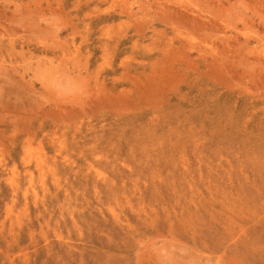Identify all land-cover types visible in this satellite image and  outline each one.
<instances>
[{"label": "rangeland", "instance_id": "rangeland-1", "mask_svg": "<svg viewBox=\"0 0 264 264\" xmlns=\"http://www.w3.org/2000/svg\"><path fill=\"white\" fill-rule=\"evenodd\" d=\"M0 264H264V0H0Z\"/></svg>", "mask_w": 264, "mask_h": 264}, {"label": "bare ground", "instance_id": "bare-ground-1", "mask_svg": "<svg viewBox=\"0 0 264 264\" xmlns=\"http://www.w3.org/2000/svg\"><path fill=\"white\" fill-rule=\"evenodd\" d=\"M144 147H145V146H144ZM144 149H145V148H144ZM144 149H143V150H144ZM146 149H147V148H146ZM146 149H145V150H146ZM196 149H197V148H196ZM196 149H195V151H196ZM197 150H200V149H197ZM201 151H202V150H201ZM202 152H203V151H202ZM141 154H142V153H141ZM181 154H182V153H181ZM203 155H204V154H203ZM196 156H197V155H196ZM144 157H145V156H144ZM148 157H149V156H148ZM201 157H202V155H201ZM202 158H203V157H202ZM221 158H222V157H221ZM148 159H149V158H148ZM148 159H147V160H148ZM222 160H223V159H222ZM222 160H221V161H222ZM114 161H115V160H114ZM148 161H149V160H148ZM44 162H45V161H44ZM121 163H122V162H121ZM219 163H221V162H219ZM138 164H139V163H138ZM146 164H147V163H146ZM187 164H188V163H187ZM201 165H202V163H201ZM208 165H209V164H208ZM70 166L72 167V165H70ZM70 166H69V167H70ZM77 167H78V166H77ZM177 167H178V166H177ZM201 167H202V166H201ZM201 167H200V168H201ZM209 167H211V166H209ZM218 167H219V166H218ZM218 167H217V168H218ZM47 168H48V167H47ZM173 168L176 169L175 166H174ZM219 168H220V167H219ZM221 168H222V167H221ZM76 169H77V168H76ZM175 169H173V170H175ZM190 169H191V168H190ZM74 170H75V169H74ZM96 170H97V169H95V171H96ZM122 170H123V169H122ZM149 170H150V169H149ZM152 170H153V169H151V171H152ZM197 170H198V169H197ZM201 170H202V169H201ZM68 171H69V170H68ZM198 171H199V170H198ZM217 171H218V170H217ZM43 172H44V171H43ZM46 172H47V171H46ZM90 172H91V171H90ZM98 172L100 173L101 171H98ZM187 172H188V171H187ZM199 172H200V171H199ZM51 173H52V172H51ZM51 173H50V175H51ZM68 173H69V172H68ZM83 173H84V172H83ZM88 173H89V172H88ZM201 173H202V172H201ZM218 173H219V172H218ZM26 174H27V173H26ZM52 174H53V173H52ZM188 174H189V173H188ZM45 175H46V174H45ZM72 175H73V174H72ZM96 175H97V174H96ZM102 175H103V174H101V177H102ZM201 175H202V174H201ZM25 176H26V175H25ZM52 176H54V175H52ZM184 176H185V175H184ZM30 177H31V176H30ZM67 177H68V176H67ZM85 177H86V176H85ZM212 177H213V176H212ZM31 178H32V177H31ZM45 179H46V178H45ZM52 179H53V178H52ZM55 179H56V178H55ZM103 179H106V178H103ZM124 179H125V178H124ZM43 180H44V179H43ZM53 180H54V179H53ZM53 180H51V181H53ZM211 180H212V179H211ZM15 181H16V179H15ZM34 181H35V180H34ZM61 181H62V180H61ZM125 181H126V180H125ZM209 181H210V180H209ZM12 182H14V181H12ZM42 182H43V181H42ZM42 182H41V183H42ZM110 182L112 183V181H110ZM123 182H124V181H123ZM134 182H135V181H134ZM33 183H34V182H33ZM33 183H32V184H33ZM55 183L57 184V182H55ZM94 183H95V182H94ZM13 184H14V183H13ZM37 184H38V180H37ZM42 184H43V183H42ZM65 184H66V183H65ZM22 185H23V184H22ZM38 185H39V184H38ZM60 185H61V184H60ZM95 185H96V184H95ZM209 185H210V184H209ZM14 186H15V185H14ZM27 186H28V185H27ZM50 186H51V185H50ZM61 186H62V185H61ZM106 186H108V185H106ZM12 187H13V185H12ZM52 187H53V186H52ZM136 187H137V184H136ZM172 187H173V186H172ZM174 187H175V186H174ZM16 188H17V187H16ZM33 188H34V187H33ZM37 188H38V187H37ZM95 188H97V186H96ZM115 188H116V187H115ZM134 188H135V187H134ZM185 188H186V187L184 186L183 189H185ZM23 189H24V186H23ZM40 189H41V188H40ZM40 189H39V190H40ZM183 189H182V190H183ZM27 190H28V189H27ZM47 190H48V189H47ZM94 190H95V189H94ZM23 191H24V190H23ZM30 191H31V190H30ZM51 191H52V190H51ZM98 191H99V190H98ZM180 191H181V190H180ZM15 192H16V191H15ZM33 192H34V191H33ZM42 192H43V191H42ZM47 192H48V191H47ZM64 192H65V191H64ZM99 192H100V191H99ZM175 192H176V190H175ZM177 192H178V191H177ZM177 192H176V193H177ZM187 192H188V191H187ZM26 193H27V192H26ZM178 193H179V192H178ZM181 193H183V192H181ZM12 194H14V191H13ZM12 194H11V195H12ZM32 194H34V193H32ZM41 194H42V193H41ZM53 194H55V193L53 192ZM67 194H68V193H67ZM101 194H102V193H101ZM111 194H112V193H111ZM172 194H173V193H172ZM172 194H171V195H172ZM47 195H48V194H47ZM108 195H109V194H108ZM184 195H185V194H184ZM189 195H190V194H189ZM48 196L50 197V195H48ZM54 196H55V195H54ZM54 196H53V197H54ZM102 196H103V195H102ZM111 196H112V195H111ZM115 196H116V195H115ZM190 196H192V195H190ZM193 196H194V195H193ZM10 197H11V196H10ZM21 197H22V196H21ZM34 197H35V196H34ZM53 197H52V198H53ZM56 197H57V196H56ZM66 197H67V196H66ZM116 197H117V196H116ZM116 197H115V198H116ZM180 197H181V196H180ZM182 197H183V196H182ZM187 197H189V196H187ZM194 197H195V196H194ZM223 197H224V196H223ZM46 198H47V197H46ZM73 198H74V197H73ZM172 198H173V197H172ZM191 198H192V197H191ZM34 199H35V198H34ZM38 199H39V198H38ZM68 199H69V198H68ZM70 199H71V198H70ZM175 199H177V198L175 197L174 200H175ZM183 199H184V198H183ZM188 199H189V198H188ZM32 200H33V199H32ZM74 200H75V199H74ZM179 200H180V198L178 197V200H177V201H179ZM37 201H38V200H37ZM65 201H66V200H65ZM115 201H117V200H115ZM21 202H22V201H21ZM23 202H24V201H23ZM33 202H34V201H33ZM40 202H41V201H40ZM58 202H59V201H58ZM26 203H27V202H26ZM77 203H78V202H77ZM34 204H35V203H34ZM60 204H61V203H60ZM70 204H71V203H70ZM72 204H73V203H72ZM74 204H75V203H74ZM184 204H185V203H184ZM42 205H43V204H42ZM63 205H64V204H63ZM65 205H67V204H65ZM181 205H183V204H181ZM208 205H209V204H208ZM80 206H81V205H80ZM192 206H195V205H192ZM199 206H200V205H199ZM5 207H6V206H5ZM61 207H62V206H61ZM71 207L73 208V206H71ZM78 207H79V206H78ZM185 207H186V206H185ZM57 208H58V207H57ZM64 208H65V207H63V209H64ZM72 208H71V209H72ZM181 208H182V207H181ZM200 208H201V207H200ZM60 209H61V208H60ZM60 209H59V210H60ZM66 209H67V208H66ZM110 209H111V208H110ZM112 209H113V208H112ZM185 209H186V208H185ZM190 209H191V208H190ZM196 209H197V208H196ZM73 210H74V209H73ZM186 210H187V209H186ZM188 210H189V209H188ZM213 210H214V209H213ZM60 211H61V210H60ZM63 211H64V210H63ZM65 211L67 212V210H65ZM65 211H64V212H65ZM70 211H71V210H70ZM77 211H78V209H77ZM110 211H111V210H110ZM114 211H115V210H114ZM183 211H184V210H183ZM66 212H65V213H66ZM80 212H81V211H80ZM117 212H118V211H117ZM138 212H139V211H138ZM197 212H198V211H197ZM201 212H202V211H201ZM61 213H62V212H61ZM71 213H73V211H72ZM71 213H70V216H71ZM82 213H84V212H82ZM90 213H91V212H90ZM206 213H207V212H206ZM206 213H205V214H206ZM139 214H140V213H139ZM200 214H202V213H200ZM78 215H79V214H78ZM120 215H121V214H120ZM144 215H145V214H144ZM203 215H204V214H203ZM70 216H69V217H70ZM79 216H80V215H79ZM200 216H202V215H200ZM63 217H64V216H63ZM80 217H81V216H80ZM61 218H62V217H61ZM64 218H65V217H64ZM77 218H78V217H77ZM118 218H119V217H118ZM120 218H121V217H120ZM81 219H83V218H81ZM73 220H74V219H73ZM120 220H121V219H120ZM120 220H119V221H120ZM114 221H116V220H114ZM117 221H118V220H117ZM119 221H118V222H119ZM223 221H225V220L223 219ZM73 222H74V221H73ZM120 222H121V221H120ZM115 223H116V222H115ZM118 224H119V223H118ZM74 225H75V224H74ZM121 226H122V225H121ZM126 226H127V225H126ZM124 227H125V226H124ZM123 231H124V230H123ZM73 246H74V245H73ZM71 247H72V245H71Z\"/></svg>", "mask_w": 264, "mask_h": 264}]
</instances>
